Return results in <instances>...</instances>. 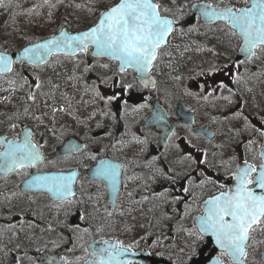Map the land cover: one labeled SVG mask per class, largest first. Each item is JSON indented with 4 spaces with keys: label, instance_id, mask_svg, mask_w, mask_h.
<instances>
[{
    "label": "flooded vegetation",
    "instance_id": "flooded-vegetation-1",
    "mask_svg": "<svg viewBox=\"0 0 264 264\" xmlns=\"http://www.w3.org/2000/svg\"><path fill=\"white\" fill-rule=\"evenodd\" d=\"M91 3L99 8L101 0ZM185 7L159 3L177 26L146 84L118 61L91 56L90 48L71 67L32 68H46L35 79L18 65L30 78L22 101L38 110L15 105L0 112V141L30 133L44 162L1 170L0 264H41L44 253L49 264H99L100 250L117 245L128 264H233L200 222L208 201L230 194L239 164L262 163L264 111L256 88L264 78V47L249 56L229 23L196 19L190 26ZM206 29L223 37L201 38L206 50L193 47V35ZM17 81L18 87L25 80ZM102 165L112 166L114 176L102 174ZM66 172L76 174L71 196L23 186L34 175ZM245 252L243 264L264 263V218L249 230Z\"/></svg>",
    "mask_w": 264,
    "mask_h": 264
},
{
    "label": "snow or ice",
    "instance_id": "snow-or-ice-1",
    "mask_svg": "<svg viewBox=\"0 0 264 264\" xmlns=\"http://www.w3.org/2000/svg\"><path fill=\"white\" fill-rule=\"evenodd\" d=\"M246 3L247 7L235 10H216L205 5L200 11L207 20L223 19L238 30L244 40L242 51L251 56L258 46L264 47V0H246ZM0 6H3L2 0ZM158 9L159 5L153 0H119L101 13L98 23L89 30L75 36L62 32L58 39L26 48L23 58L38 64L53 51L72 55L77 50L85 51L94 46L96 55L116 58L121 62L122 69L132 67L143 77L156 59L157 50L172 31V21L162 17ZM11 66V59L0 55V72L11 71ZM0 147L5 149L0 151V170L14 172L34 168L44 162L40 148L32 142L30 133H25L22 141H0ZM261 159L264 161V156ZM111 169L110 165H102L99 171L114 176ZM75 176V173L68 176L37 175L29 184H40L66 197L73 194ZM235 180V192L222 193L207 202V212L201 219L200 227L202 232L211 231L218 246L232 258L233 264H243L249 230L264 218V163L257 170V166L245 161ZM252 185L260 190L259 194ZM229 217L230 220L227 219ZM104 243L108 244L107 241ZM125 251L120 245L101 249L99 264H128L120 260ZM93 259H96L95 254Z\"/></svg>",
    "mask_w": 264,
    "mask_h": 264
},
{
    "label": "rangeland",
    "instance_id": "rangeland-1",
    "mask_svg": "<svg viewBox=\"0 0 264 264\" xmlns=\"http://www.w3.org/2000/svg\"><path fill=\"white\" fill-rule=\"evenodd\" d=\"M158 3L164 2L168 3L171 6H181V4L187 5L188 3L192 2L193 0H156ZM189 1V2H188ZM8 0H5V5L7 6ZM52 5V8H51ZM162 9L165 10H171L166 6V4H161ZM29 10L18 12L16 15L6 16L8 9L1 8L0 6V48L5 47H20L24 45L26 40H30L33 37H42L43 33L46 31L47 33L55 31L53 28L54 25H58V28L61 25H65L64 22L66 20L70 19L71 22L74 21L73 16V9L70 6H66L63 4V2L59 0H53L52 2H49V4L41 5L38 8H36V5L34 3H30L27 7ZM187 14V9L185 11V15ZM97 15V14H96ZM95 15V17H96ZM80 22V21H79ZM56 29V30H57ZM191 30V29H190ZM189 30V32H190ZM204 33L193 35V44L192 46L197 49H208L209 44L207 42L209 37H219L222 38L223 35H215L212 34L211 31L207 30L203 31ZM207 37L206 42H200L201 38ZM76 61H72L69 59L64 58H54L50 62V67L55 70H58L61 66H73ZM25 70H28L30 73L33 74L34 79L37 78L36 75L38 73L44 74L46 71V68L43 70H34L31 69L28 66H25ZM23 71L22 68H15L14 74L11 75V79H15L16 77H20L22 75ZM37 73V74H36ZM2 79L0 81V112L3 115L5 111H11L14 109L15 105H21V108L23 107L25 111H32V110H38V105L35 103H31L30 101H22V98H25L28 96L27 91L25 89L28 88V85L30 83V78H25L24 83L20 84V86L17 87V85H14L9 80V78ZM50 80H54V78H50L47 82L50 83ZM240 82V80H238ZM19 83V81H17ZM20 90V92L18 91ZM256 95L260 96V102H261V111H264V78H260V84L256 88ZM49 110V109H47ZM264 264V263H262Z\"/></svg>",
    "mask_w": 264,
    "mask_h": 264
},
{
    "label": "water",
    "instance_id": "water-1",
    "mask_svg": "<svg viewBox=\"0 0 264 264\" xmlns=\"http://www.w3.org/2000/svg\"><path fill=\"white\" fill-rule=\"evenodd\" d=\"M119 2V1H118ZM117 2V3H118ZM154 2V1H153ZM155 3V2H154ZM157 4V3H156ZM205 5H209V6H211L212 8H214V9H216V10H221V9H233V10H235L234 8H232V7H226V8H215L214 6H212L211 4H209L207 1H197V2H194V3H192L191 4V11H190V13H189V16H188V22L189 23H193L194 22V20H195V18L199 15L200 17H201V19H202V21H204V22H206V23H212V22H216V21H219V20H223V19H214V20H207L202 14H201V11H200V9H201V7L202 6H205ZM114 6V5H113ZM107 11V10H106ZM105 12V11H104ZM162 17H164V18H166V19H169V20H171V18H169V17H167V16H162ZM100 18V17H99ZM98 21H99V19H98ZM98 21L94 24V25H92L91 27H93V26H95L97 23H98ZM172 21V20H171ZM223 21H225V20H223ZM91 27H89V28H87V29H85V30H81V31H76V32H68L65 28H63L59 33H57L55 36H52V37H49V38H46V39H43V40H40V41H36V42H33V43H30V44H27L26 46H24L23 48H21V49H19V50H16V51H13V52H4V51H0V55H6V56H8L10 59H11V61H12V66H13V61L14 60H18V61H24V62H27V63H29V64H33V65H38V64H42V63H44V62H46L49 58H50V56L52 55V54H57V53H64L63 51H53L51 54H48V55H46L45 56V58L43 59V60H41L38 64L37 63H35V62H30L28 59H25V58H23V53H24V50L26 49V48H33V47H35L37 44H43V43H46L47 41H49V40H52V39H54V38H60V34L62 33V32H66L69 36H75V35H79V34H81V33H83V32H85V31H87V30H89ZM173 27H175V24L172 22V28ZM237 32L239 33V31L237 30ZM169 35V34H168ZM168 35H167V37H168ZM167 37H166V40H167ZM243 39V38H242ZM166 43V42H165ZM164 43V44H165ZM164 44H162V45H164ZM161 45V46H162ZM89 47H91L92 48V50H91V54L93 55V56H96V57H106V58H108V59H112V60H117L118 62H119V67L121 68V62L118 60V59H116V58H112V57H110V56H107V55H96V49H95V47L94 46H89ZM243 47H244V40H243V44H242V48L241 49H243ZM86 51V50H85ZM85 51H82V52H85ZM242 51V50H241ZM78 52H80V50H77L74 54H72V55H75V54H77ZM244 52V51H243ZM12 66H11V69H12ZM126 68H132V67H124L123 69H126ZM122 69V68H121ZM135 72H136V77H137V79L139 80V82L140 83H142V84H146L148 81H150V80H152V77H151V75L149 74V71L148 72H146V73H144L143 74V77H142V75H141V73L140 72H138V71H136L134 68H132ZM150 70V69H149ZM10 72V71H9ZM9 72H0V74L1 73H3V74H8ZM262 156H264V153L262 152ZM264 163V162H263ZM240 168H243V165H240L238 168H237V172H238V170L240 169ZM259 170V169H258ZM236 172V173H237ZM0 173H1V170H0ZM236 175V174H235ZM236 184H237V182H236V180H234L232 183H231V185H230V187H232L233 186V188L234 187H236ZM258 188H255V191L257 190ZM234 192V190L231 188L230 189V193H233ZM260 193V191H257V194H259ZM230 220V219H229ZM45 259H44V262L45 263H47V264H49L51 261H50V258H48V257H44Z\"/></svg>",
    "mask_w": 264,
    "mask_h": 264
},
{
    "label": "trees",
    "instance_id": "trees-1",
    "mask_svg": "<svg viewBox=\"0 0 264 264\" xmlns=\"http://www.w3.org/2000/svg\"><path fill=\"white\" fill-rule=\"evenodd\" d=\"M33 1L41 2L42 0H8L7 6L5 5V0H2L3 6H1V8L8 9L6 16H11L13 14L17 16L18 12L29 10L26 7L29 5L30 2H33ZM92 1H95V0H92ZM114 1L116 0H101L100 6L101 8H104L110 5L111 3H113Z\"/></svg>",
    "mask_w": 264,
    "mask_h": 264
}]
</instances>
